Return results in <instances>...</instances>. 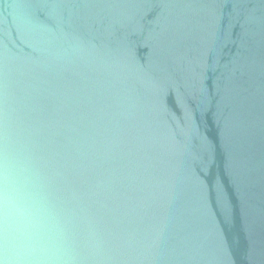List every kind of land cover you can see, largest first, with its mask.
<instances>
[{"label": "water", "instance_id": "1", "mask_svg": "<svg viewBox=\"0 0 264 264\" xmlns=\"http://www.w3.org/2000/svg\"><path fill=\"white\" fill-rule=\"evenodd\" d=\"M0 264H264V0H0Z\"/></svg>", "mask_w": 264, "mask_h": 264}]
</instances>
